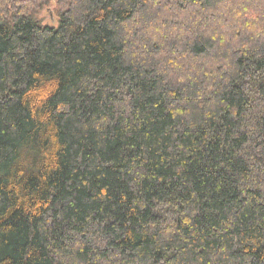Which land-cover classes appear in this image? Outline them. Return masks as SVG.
<instances>
[{
	"label": "trees",
	"instance_id": "obj_1",
	"mask_svg": "<svg viewBox=\"0 0 264 264\" xmlns=\"http://www.w3.org/2000/svg\"><path fill=\"white\" fill-rule=\"evenodd\" d=\"M0 0V264H264V0Z\"/></svg>",
	"mask_w": 264,
	"mask_h": 264
},
{
	"label": "rangeland",
	"instance_id": "obj_2",
	"mask_svg": "<svg viewBox=\"0 0 264 264\" xmlns=\"http://www.w3.org/2000/svg\"><path fill=\"white\" fill-rule=\"evenodd\" d=\"M55 0H51L48 6L44 7L36 16L43 24L55 26L57 17L54 13Z\"/></svg>",
	"mask_w": 264,
	"mask_h": 264
}]
</instances>
